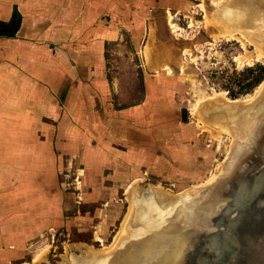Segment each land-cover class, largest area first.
<instances>
[{
	"label": "rangeland",
	"instance_id": "1",
	"mask_svg": "<svg viewBox=\"0 0 264 264\" xmlns=\"http://www.w3.org/2000/svg\"><path fill=\"white\" fill-rule=\"evenodd\" d=\"M222 1L105 4L86 34L74 32L67 58L48 48V38H36L45 52L24 51L13 34L15 15L0 23V82H10V111L18 114L0 120L7 155L0 158V264H73L106 253L123 238L135 189L178 195L214 182L233 138L207 126L200 110L219 97L254 98L264 86V71L253 83L264 68L254 45H242L217 22L214 6ZM98 27L104 32L96 36ZM53 57L73 64L71 99L56 102L74 115L48 117L36 161V83H18V72L28 76L27 63ZM6 158L21 163L7 165Z\"/></svg>",
	"mask_w": 264,
	"mask_h": 264
},
{
	"label": "water",
	"instance_id": "2",
	"mask_svg": "<svg viewBox=\"0 0 264 264\" xmlns=\"http://www.w3.org/2000/svg\"><path fill=\"white\" fill-rule=\"evenodd\" d=\"M260 106V105H259ZM262 108V107H261ZM225 165L219 182L186 202L177 214L178 232L145 231L172 238V264H264V109ZM151 194L150 192H148ZM176 217V216H175ZM168 221H166L167 223ZM169 225V224H168ZM147 241V240H146ZM158 262L155 261L154 264Z\"/></svg>",
	"mask_w": 264,
	"mask_h": 264
},
{
	"label": "bare ground",
	"instance_id": "3",
	"mask_svg": "<svg viewBox=\"0 0 264 264\" xmlns=\"http://www.w3.org/2000/svg\"><path fill=\"white\" fill-rule=\"evenodd\" d=\"M214 7L219 11L217 22L223 26L224 33L239 39L244 46L248 43L254 45L257 59L264 61V0H223L219 6L215 4ZM223 100L219 97L213 102L209 101L210 103L202 107L199 116L214 130L231 134L233 145L226 158L228 160L230 154L238 147L237 137L249 130L252 123L259 118L261 113L258 109L261 107L264 109V86L254 98L236 102ZM226 160L214 182L194 192L167 195L151 188L135 189L132 207L122 229L123 238L116 239L114 247L106 253L90 254V259H84V256L76 257L73 264H154L157 260L156 264H172L174 261L172 249L178 241L173 244L175 241L173 242L172 238L161 239L155 234L142 240V236L145 231L180 233L185 229L186 227L181 228L175 224V221L178 222V216H173V209L179 207L178 214L186 202L195 199L199 194L205 196L228 170ZM37 257L36 260L39 259V256Z\"/></svg>",
	"mask_w": 264,
	"mask_h": 264
},
{
	"label": "crops",
	"instance_id": "4",
	"mask_svg": "<svg viewBox=\"0 0 264 264\" xmlns=\"http://www.w3.org/2000/svg\"><path fill=\"white\" fill-rule=\"evenodd\" d=\"M108 3H120V0H0V23L4 24L10 21L15 15L17 23L13 34H15V37L20 35L19 37L22 38L18 42H20L19 46H22L24 51L32 54L36 50L45 52L46 50L42 46H36V38H39L40 41L48 38V48L55 53H58L61 49L67 58V54L72 50L74 32L79 31L81 35L86 34L88 32V22L92 18L91 15H93V20L98 21L99 15L104 14L103 6ZM90 9L93 11L90 12ZM103 32V28L98 27L94 35L99 36ZM30 39H32L31 42H29ZM72 67L73 64L70 60H64L62 63L53 57L52 60L46 62L39 60L32 64L27 63V68L22 67V69L33 70V72L29 71L31 74L28 76H25L24 72V76L18 72L22 77V80H19L18 83L24 85L36 83V161L42 156L41 151L45 147V144L41 141L43 133L40 132L42 130L49 132L51 129L52 121L48 117H56L57 115L71 117L74 115V109L69 108L67 104L58 107L56 102H67L71 99L72 84L67 86L66 79L72 77ZM9 83L6 78L1 77V121L8 120L10 115H18L17 108H14L12 112L10 111L11 95L14 93H10ZM43 85L48 87L45 91L42 90ZM14 92H18V90H14ZM28 94V100L33 101V95L29 91ZM87 100L88 98H85V101ZM41 101L47 102L43 108L41 107ZM88 110L89 108H85L80 112L77 111V115L83 113L86 115ZM3 126L7 131L12 128L8 125ZM12 146L13 157L20 158L21 154L17 143L14 142ZM4 156L7 155L3 154V150L0 149V158ZM6 160L3 163L7 165L21 163L20 161L9 162L7 158ZM36 173L40 172L36 171Z\"/></svg>",
	"mask_w": 264,
	"mask_h": 264
},
{
	"label": "trees",
	"instance_id": "5",
	"mask_svg": "<svg viewBox=\"0 0 264 264\" xmlns=\"http://www.w3.org/2000/svg\"><path fill=\"white\" fill-rule=\"evenodd\" d=\"M251 71H252V70H251ZM251 71H249L248 74H250ZM263 71H264V68L261 67V68L259 69V74H258V76H256V77L253 79V83H254V84L257 85V84H259V83L261 82V80H262L261 78H262Z\"/></svg>",
	"mask_w": 264,
	"mask_h": 264
},
{
	"label": "flooded vegetation",
	"instance_id": "6",
	"mask_svg": "<svg viewBox=\"0 0 264 264\" xmlns=\"http://www.w3.org/2000/svg\"><path fill=\"white\" fill-rule=\"evenodd\" d=\"M1 31V30H0ZM3 31V30H2ZM2 31H1V33H2Z\"/></svg>",
	"mask_w": 264,
	"mask_h": 264
}]
</instances>
